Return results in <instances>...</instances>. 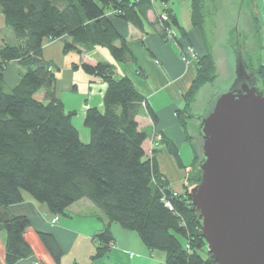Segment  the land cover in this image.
<instances>
[{"label": "trees", "instance_id": "1", "mask_svg": "<svg viewBox=\"0 0 264 264\" xmlns=\"http://www.w3.org/2000/svg\"><path fill=\"white\" fill-rule=\"evenodd\" d=\"M156 1L165 4L168 0ZM189 1L191 25L204 39V0ZM152 10L153 0H0L4 26L16 41L0 46V231L5 233L4 264H16L32 255L24 240L29 218L8 210L22 202L24 193L53 216L65 215L80 200L89 201L108 223L135 233L149 251L162 252L164 264H216L200 235L198 214L189 195L199 180L197 150L191 166L193 179L186 178L182 192L173 196L154 159L145 156L146 135L136 121L142 109L153 122L155 115L132 82L116 77L114 66L102 61L72 66L106 85L102 109L91 107L84 113L89 141L82 143L72 124L75 113L65 112L56 95L58 70L42 54L44 42L62 39L63 53L103 48L116 63L133 61L126 39L112 19L142 32ZM153 26L164 41L176 40L177 29L185 42L181 49L189 45L187 33L170 9L158 13ZM259 34L255 29L252 36L258 50ZM229 35L234 37L235 58L241 56L247 73L264 90L259 54L244 55L241 33L231 31ZM12 62L19 67V80L8 90L4 73ZM215 78L206 45V53L196 60L195 76L183 96V106L175 111L187 138L188 123L194 119L191 106L195 95ZM37 237L54 264H59L62 251L54 237L43 231L37 232ZM95 239L99 245L94 255L97 259L109 251L113 237L104 229Z\"/></svg>", "mask_w": 264, "mask_h": 264}, {"label": "crops", "instance_id": "2", "mask_svg": "<svg viewBox=\"0 0 264 264\" xmlns=\"http://www.w3.org/2000/svg\"><path fill=\"white\" fill-rule=\"evenodd\" d=\"M242 5L251 23L250 37L254 35L255 29L261 34L264 30V0H242ZM163 9H170L179 26L185 30L189 43L187 46L193 53L198 56L206 53V45L210 43L209 37L205 35L203 39L192 27L190 1L168 0L164 4L153 0V10L147 13L142 32L112 19L116 30L126 39L133 61L116 63L112 60L110 64L114 66L116 77H127L132 82L156 117V121L153 122L148 111L142 109L136 118L138 129L146 135L143 143L145 156L154 159L159 172L168 180L174 191L182 192L186 178L193 179L191 166L199 141L194 134L197 124H188V131L192 132V136L188 133L189 138H187L178 124L175 111L183 106V96L195 76V64L190 60H182L180 45L185 42L181 41L182 37L177 29L174 30L176 40L168 41L161 39L155 30L153 26L155 17ZM236 28L235 33H239ZM7 31L0 13V46L3 42L16 43L13 34ZM260 34L258 43L263 53L259 52V58L264 67V36ZM42 54L46 61L56 66L58 70L56 95L62 102L65 112H74L76 116H80L78 119L80 127L74 123L75 116L72 118V124L78 131L80 141L87 143L89 132L83 125L84 113L91 107L102 109L106 85L96 77L80 76V74L78 76L80 69L75 70L72 66L81 63L94 64L100 61L99 57L89 54L92 56L90 57L84 52L63 53L62 39L44 42ZM18 70L19 67L15 62L8 65L4 73L6 89H11L19 80ZM189 142L192 159L186 164L181 150L184 144ZM8 210L13 215H24L30 220V227L24 232V240L30 246L32 255L16 264H54L37 237L39 231L50 233L56 240L62 251L59 264H164L165 262V255L162 252L149 251L135 233L123 230L117 224L108 223L102 213L87 200H80L71 205L65 215L53 216L44 205L24 193L22 202L10 206ZM53 217L56 218V223L51 225ZM104 229L110 231L113 243L103 257L94 259L99 246L95 236ZM4 254L5 233L0 231V264H4Z\"/></svg>", "mask_w": 264, "mask_h": 264}, {"label": "water", "instance_id": "3", "mask_svg": "<svg viewBox=\"0 0 264 264\" xmlns=\"http://www.w3.org/2000/svg\"><path fill=\"white\" fill-rule=\"evenodd\" d=\"M235 58L226 92L197 118L198 182L189 190L216 264H264V90Z\"/></svg>", "mask_w": 264, "mask_h": 264}, {"label": "rangeland", "instance_id": "4", "mask_svg": "<svg viewBox=\"0 0 264 264\" xmlns=\"http://www.w3.org/2000/svg\"><path fill=\"white\" fill-rule=\"evenodd\" d=\"M203 6L205 12V21H204L205 25L203 31L204 34L209 37L210 43H208L207 47L209 48L210 53L212 55V60L214 65V75L216 76V78L212 84H205L197 91L194 99L195 101L191 106V113L193 114L194 119L190 120V123L188 124H193V123L197 124L196 119L204 115L206 110V105L209 99L213 95L222 94L226 92L231 81L233 80L234 66H235V54L233 52L235 48L233 47V42L235 41H234V37H232L231 39L230 38L231 35L229 34L231 31L232 34L233 31L235 32V27H237L236 29L239 31V33H241V38L239 41L243 44L242 51L244 55L247 56L251 55L252 57H256L259 54V52L263 53L262 51L258 50V45H256L255 39L250 37L251 23L247 15V12L244 6L242 5V0H204ZM7 30H8L7 32H11L10 29L7 28ZM3 34H5V31L3 32ZM260 36H264V30H262ZM169 39L171 38L169 37ZM47 42H51V41H47ZM185 48L186 46L184 47V50ZM184 50H182V55H183L182 60L187 61L184 55L185 54ZM84 54H88V55L91 54L93 56H98L99 57L98 59L100 61L104 60V61H108L109 63L112 62V58L110 57L108 51L103 48H96L91 51H86L84 52ZM91 55L89 56L92 57ZM198 57L199 56L196 55V58ZM261 59L263 60V56ZM196 60L193 61L190 60V61H192L195 64ZM79 74L80 76H86V74H84L81 70L79 71L78 76ZM255 86L258 89V91H261V87L257 84V82ZM202 88L203 90L201 91ZM193 106L194 108H192ZM75 117L77 121L75 119L74 123H76V125L80 127L78 121L80 116L75 115ZM188 133L189 135L192 136L191 131H188ZM81 134L83 135L82 132ZM194 134H195V138L199 141V137H197V133L194 132ZM190 145H191L190 142L184 144V148L181 150L183 160L186 162V164H188L189 161L192 159V155H191L192 151L190 149Z\"/></svg>", "mask_w": 264, "mask_h": 264}, {"label": "built area", "instance_id": "5", "mask_svg": "<svg viewBox=\"0 0 264 264\" xmlns=\"http://www.w3.org/2000/svg\"><path fill=\"white\" fill-rule=\"evenodd\" d=\"M163 20H165V18L163 17ZM185 58L187 59V60H196L197 58H196V55L193 53V51H192V49L189 47V46H186V48H185ZM178 192H176V191H174L173 190V196H176V194H177ZM165 206L166 207H170V205L168 204V203H166L165 204ZM56 223V218L55 217H53L52 218V220H51V225H54Z\"/></svg>", "mask_w": 264, "mask_h": 264}]
</instances>
